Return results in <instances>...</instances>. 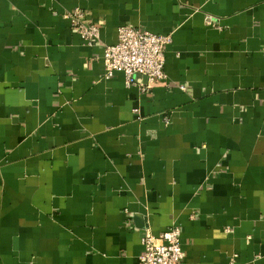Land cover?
Segmentation results:
<instances>
[{
	"label": "crops",
	"instance_id": "1",
	"mask_svg": "<svg viewBox=\"0 0 264 264\" xmlns=\"http://www.w3.org/2000/svg\"><path fill=\"white\" fill-rule=\"evenodd\" d=\"M124 24L172 35L165 83L104 76ZM172 224L264 264V0H0V264H140Z\"/></svg>",
	"mask_w": 264,
	"mask_h": 264
},
{
	"label": "built area",
	"instance_id": "2",
	"mask_svg": "<svg viewBox=\"0 0 264 264\" xmlns=\"http://www.w3.org/2000/svg\"><path fill=\"white\" fill-rule=\"evenodd\" d=\"M84 17L81 9L73 10L72 27L87 45L92 46L99 39L100 30L95 24L84 22ZM172 42L171 34H157L130 24L121 25L117 41L104 46V76L108 78L116 71L123 72L126 85L139 83L143 91L157 83H165L168 78L165 51ZM140 77L145 82L140 81ZM181 233V228L172 224L161 236L150 232L143 236L144 252L140 264H186Z\"/></svg>",
	"mask_w": 264,
	"mask_h": 264
}]
</instances>
